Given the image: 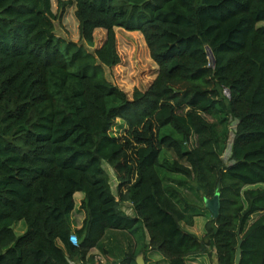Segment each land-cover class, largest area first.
Returning <instances> with one entry per match:
<instances>
[{
	"label": "trees",
	"instance_id": "1",
	"mask_svg": "<svg viewBox=\"0 0 264 264\" xmlns=\"http://www.w3.org/2000/svg\"><path fill=\"white\" fill-rule=\"evenodd\" d=\"M68 2L88 45L106 31L94 52L56 34L52 0H0V264H72L108 229L147 231L165 264H236L240 243V264H264V0ZM115 28L141 32L158 68L131 96L105 71ZM216 194L204 235L188 231Z\"/></svg>",
	"mask_w": 264,
	"mask_h": 264
},
{
	"label": "rangeland",
	"instance_id": "2",
	"mask_svg": "<svg viewBox=\"0 0 264 264\" xmlns=\"http://www.w3.org/2000/svg\"><path fill=\"white\" fill-rule=\"evenodd\" d=\"M68 1L69 0H52L53 12L57 15L54 20L56 34L69 41L83 44L86 48H88V50L94 52L95 49L98 48L104 41L106 31L104 29H97L94 33V45H88L85 40L81 39L79 21L76 17V6ZM258 25H264V21L259 22ZM115 31L117 36V49L121 60L119 64L113 67H105V71L108 79L113 84L126 91L131 96L136 88L146 90L151 85L157 75L158 68L150 56L149 48L141 32L127 31L123 28H115ZM210 59L212 61L211 54ZM223 92L225 95H228L227 90ZM208 118L211 121L215 120L212 116H208ZM228 126L230 132L228 134V138L226 139V147H224L225 150L223 152L225 158H227L230 154V145L233 139L232 131L236 127V121L233 119L229 120ZM223 128L224 125L220 124L219 130L222 133ZM125 129V125L118 120L112 128L111 133L114 135L124 134ZM221 138L223 139L222 135ZM104 166L110 174V182L113 192L117 195V179L115 172L109 164L104 163ZM80 194L81 193L75 197L76 204H79L78 196ZM83 213H85V211H82L79 205V208H76L73 211L71 219L77 221L78 217H80V215L82 216ZM212 217H214V215L208 208L205 215L196 217L193 226H186V228L191 229L193 233H198L199 236L202 237L205 233L206 223ZM207 259L208 264H213V260L210 256ZM148 261L150 260L148 259ZM131 264L136 263L132 262Z\"/></svg>",
	"mask_w": 264,
	"mask_h": 264
},
{
	"label": "crops",
	"instance_id": "3",
	"mask_svg": "<svg viewBox=\"0 0 264 264\" xmlns=\"http://www.w3.org/2000/svg\"><path fill=\"white\" fill-rule=\"evenodd\" d=\"M253 188L262 187L264 188V183L256 184L252 186ZM79 194L76 193L75 197ZM82 194V195H81ZM79 198V204L75 205V209L79 208L82 199L84 198L83 193H81ZM123 210H125L128 214H133L131 203L125 202L122 204ZM74 209V210H75ZM83 211V210H82ZM86 214L78 217L77 221L72 219V226L74 229L80 228L83 225V221L85 219ZM258 215L254 216V219L257 218ZM196 219V218H195ZM24 221H20L14 225V230L17 235H21L27 231V225ZM188 231L192 232L191 229L186 228ZM193 233V232H192ZM195 233V232H194ZM199 236L198 233H195ZM77 243L80 242V239L77 237ZM150 237L147 231L140 230L137 233H132L127 230H116V229H108L102 240L99 242L98 246L92 248L87 256L83 259L76 256L72 261V264H131L132 261L124 262V259L128 253H136L139 255L140 253H144L146 264H165L167 259L160 252L153 250L150 246ZM145 249V252L142 250ZM92 256V258H91ZM209 255L190 257L188 260L189 264H208ZM213 260V264L217 263L216 252H213V255L210 256ZM148 259L150 261H148ZM151 262V263H150ZM137 264V263H136Z\"/></svg>",
	"mask_w": 264,
	"mask_h": 264
},
{
	"label": "water",
	"instance_id": "4",
	"mask_svg": "<svg viewBox=\"0 0 264 264\" xmlns=\"http://www.w3.org/2000/svg\"><path fill=\"white\" fill-rule=\"evenodd\" d=\"M209 52L212 55V61H213L214 57H213V54H212L210 49H209ZM205 203H206V206L212 211L214 217H217L219 214V208H220L219 194H216L213 198H206ZM136 263L137 264H146L144 253H140L136 257ZM240 263H241V243H240L239 248H238L237 259H236V264H240Z\"/></svg>",
	"mask_w": 264,
	"mask_h": 264
},
{
	"label": "built area",
	"instance_id": "5",
	"mask_svg": "<svg viewBox=\"0 0 264 264\" xmlns=\"http://www.w3.org/2000/svg\"><path fill=\"white\" fill-rule=\"evenodd\" d=\"M76 241H77V236H74V243L78 244Z\"/></svg>",
	"mask_w": 264,
	"mask_h": 264
}]
</instances>
